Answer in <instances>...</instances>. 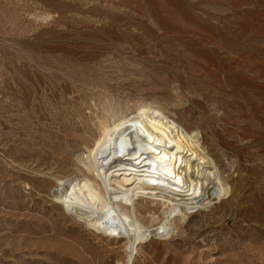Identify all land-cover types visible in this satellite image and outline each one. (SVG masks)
<instances>
[{"label": "rangeland", "instance_id": "1", "mask_svg": "<svg viewBox=\"0 0 264 264\" xmlns=\"http://www.w3.org/2000/svg\"><path fill=\"white\" fill-rule=\"evenodd\" d=\"M119 102L179 120L233 188L132 264H264V0H0V264H126L67 215Z\"/></svg>", "mask_w": 264, "mask_h": 264}, {"label": "bare ground", "instance_id": "2", "mask_svg": "<svg viewBox=\"0 0 264 264\" xmlns=\"http://www.w3.org/2000/svg\"><path fill=\"white\" fill-rule=\"evenodd\" d=\"M102 110L91 145L76 157L90 181L70 194L67 215L124 241L132 264L138 246L172 237L189 211L209 208L233 188L192 132L164 109L119 102Z\"/></svg>", "mask_w": 264, "mask_h": 264}]
</instances>
